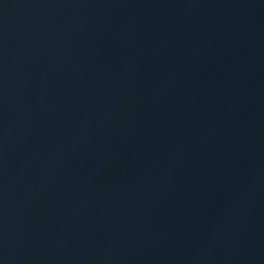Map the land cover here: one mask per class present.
Segmentation results:
<instances>
[{
  "label": "water",
  "instance_id": "obj_1",
  "mask_svg": "<svg viewBox=\"0 0 264 264\" xmlns=\"http://www.w3.org/2000/svg\"><path fill=\"white\" fill-rule=\"evenodd\" d=\"M0 264H264V0H0Z\"/></svg>",
  "mask_w": 264,
  "mask_h": 264
}]
</instances>
